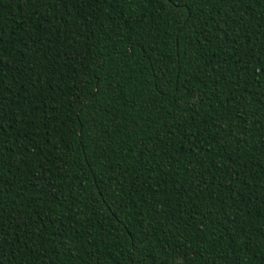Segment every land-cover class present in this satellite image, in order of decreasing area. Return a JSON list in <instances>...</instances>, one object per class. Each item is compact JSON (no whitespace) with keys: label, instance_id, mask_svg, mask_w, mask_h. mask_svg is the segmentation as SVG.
Returning a JSON list of instances; mask_svg holds the SVG:
<instances>
[{"label":"trees","instance_id":"1","mask_svg":"<svg viewBox=\"0 0 264 264\" xmlns=\"http://www.w3.org/2000/svg\"><path fill=\"white\" fill-rule=\"evenodd\" d=\"M264 0H0V264H264Z\"/></svg>","mask_w":264,"mask_h":264},{"label":"snow or ice","instance_id":"2","mask_svg":"<svg viewBox=\"0 0 264 264\" xmlns=\"http://www.w3.org/2000/svg\"><path fill=\"white\" fill-rule=\"evenodd\" d=\"M195 3L199 4L200 0H194ZM261 68L264 69V65H261Z\"/></svg>","mask_w":264,"mask_h":264}]
</instances>
